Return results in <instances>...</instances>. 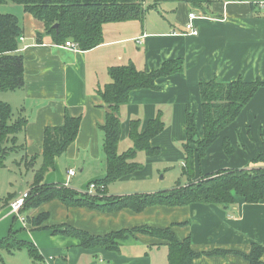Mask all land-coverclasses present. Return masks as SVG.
Listing matches in <instances>:
<instances>
[{"label": "crops", "instance_id": "0c3cea01", "mask_svg": "<svg viewBox=\"0 0 264 264\" xmlns=\"http://www.w3.org/2000/svg\"><path fill=\"white\" fill-rule=\"evenodd\" d=\"M154 1L145 0V6ZM255 1L214 0L202 8H192L187 2H161L147 11L143 22L105 24L104 42L90 50L64 47L51 36H45L39 43L37 33L45 31L44 23L26 12L22 5L4 4L15 12L3 13L17 15L24 27L18 53L24 57L25 84L6 92L15 94L18 113L28 120L25 130L19 134L24 148L14 158V164L28 168L27 175L31 170L27 180L30 186L34 171L42 163L45 128L63 125L67 114L81 117L79 133L66 152L55 158V168L46 173L45 183H68L86 193L91 182L104 179L106 157L100 126L106 121L107 108L99 90L111 82L108 69L133 62L138 69L151 71L160 68L166 60L183 58V72L159 77L156 89L143 88L130 93L129 102L121 112L119 152L133 146L129 137L132 119H140L144 131L148 121L162 112L165 129L151 140V145L161 152L156 156L138 152L137 160L144 163V168L108 184L105 193L124 196L172 189L169 184H162V179L179 166L182 177L185 154L181 144L187 138V112L195 115L199 134L204 132L200 82L214 78L221 82L239 78L264 81V11ZM191 12L197 14L193 21L197 35L189 34L185 28ZM7 103L12 106L9 100ZM226 138L233 148L231 155L224 149ZM263 150L264 86L238 118L221 131L205 157L196 158L195 179L223 168L262 167L264 162L251 164V161ZM69 170H75L76 174L69 176ZM22 186L12 190L11 186L6 187L4 193L0 190V240L15 232L18 240L38 248L43 258L36 261L42 264H168V247L158 238L136 233L134 238L123 241L118 251L84 248L77 238L60 232L66 226L94 236L143 225L171 227L179 239L190 237L193 250L200 253L193 264H250L239 252L247 254L253 243L264 244V200L248 203L244 197L235 195V203L230 208L192 203L149 206L142 212L130 208L104 212L69 207L53 200L27 211L22 220L10 208L12 201L28 193L30 186L26 190ZM43 213H48L49 218L39 226L26 220V216L34 218ZM45 227H59V231ZM214 249L233 252L206 254Z\"/></svg>", "mask_w": 264, "mask_h": 264}, {"label": "trees", "instance_id": "16d2710c", "mask_svg": "<svg viewBox=\"0 0 264 264\" xmlns=\"http://www.w3.org/2000/svg\"><path fill=\"white\" fill-rule=\"evenodd\" d=\"M187 2L192 8L208 6L214 0H155L145 6V0H0V5L15 3L45 26L43 33H37L39 43L45 36H51L55 43L65 44L67 40L75 42L79 49L90 50L104 42V25L111 22L145 20L147 11L161 2ZM243 1V0H238ZM58 25V27H55ZM24 27L19 17L13 13L0 12V90L14 91L25 84L24 57L18 53L20 38ZM183 58L166 60L158 69L140 70L133 62L111 66L108 69L111 82L99 90L107 108L106 121L100 126L103 135V151L106 157V177L95 180L98 186L95 194L83 193L62 183H45V175L55 168V158L63 155L76 139L81 117L69 114L61 126L46 127L44 132L42 163L34 171L33 181L21 208L24 214L39 208L43 203L59 200L67 206H81L104 212H115L130 208L142 212L149 206H186L192 203L216 204L230 208L235 203V195L245 198L248 203H260L264 200V166L248 168H223L215 172L202 174L195 179V161L202 160L209 147L220 137L221 131L234 122L245 105L255 96L264 81H243L241 78L221 82L217 78L200 82V93L204 119V132L200 135L193 113H186L187 138L181 144L185 154L182 167V180L177 181L172 189L155 193L131 194L124 196H104L108 184L144 168V163L137 160L138 152L147 156L160 154L158 147L151 145V140L165 129L162 112L148 121L146 129L141 130L142 121H130L129 137L133 146L119 152L121 139V112L129 102V95L137 89H156L159 77L183 72ZM28 120L22 113H15L7 102H0V169L6 159L14 153L22 152L24 146L19 142V134L25 130ZM196 145V147L192 145ZM224 149L228 155L233 148L228 138L224 140ZM21 160H26L25 155ZM33 161V160H31ZM29 162V161H28ZM264 162V150L258 153L251 164ZM106 194V193H105ZM8 200V199H7ZM49 218L48 213L38 217L26 216V220L39 226ZM182 224V223H181ZM43 228V227H41ZM58 232L59 227H45ZM62 234L77 238L84 248H105L118 251L121 243L134 234L141 233L164 241L168 247V264H193L200 253L193 250L191 238L179 239L171 227L156 228L148 225L133 229L111 232L104 236H94L86 231L66 226ZM161 245V244H159ZM0 249L8 253L27 249L33 260L43 257L38 248L16 238L15 232L0 240ZM231 250L214 249L206 252L227 254ZM238 253V252H237ZM250 264H264V244L253 243L249 253H241Z\"/></svg>", "mask_w": 264, "mask_h": 264}, {"label": "rangeland", "instance_id": "374dc122", "mask_svg": "<svg viewBox=\"0 0 264 264\" xmlns=\"http://www.w3.org/2000/svg\"><path fill=\"white\" fill-rule=\"evenodd\" d=\"M9 4H15V3H9ZM4 5V4H3ZM0 5V12H15L13 10V8L11 6L8 5ZM19 5V4H17ZM151 15H153V11L149 12ZM149 15V14H148ZM13 95H15L12 92H6V91H2L0 90V102H7L9 100V102L12 103L13 106V110L15 113H18V107L19 104L15 102V99L13 98ZM194 147H196V145H192ZM17 155H19V153H14L11 154L5 161V166L3 168L0 169V190L6 191V187H10L11 189L15 186H19L20 184H22L24 190L28 189L30 186V183L27 182V180H30L31 177V170L29 171L28 175L26 174V170L28 168H20L16 163L14 164V158L17 157ZM180 168L181 166H179L178 168H176L177 170H170V173L168 174V177L164 180L162 179V184H169V186L173 187L175 186L177 181H181L182 177L180 174ZM175 171V172H174ZM174 172V176L173 173ZM77 173H78V177L80 175L79 170L77 169ZM162 174L160 175V179H161ZM183 181V180H182ZM101 189V188H100ZM104 189V188H103ZM101 189V190H103ZM4 193V192H3ZM104 195L106 196L105 192L100 193L99 195L101 196ZM109 196V195H107ZM0 258L3 259V261L0 260V264H42V262L39 261H33L28 253L26 249L20 250L18 252H16V254H8L4 251H0Z\"/></svg>", "mask_w": 264, "mask_h": 264}, {"label": "built area", "instance_id": "2783aa9c", "mask_svg": "<svg viewBox=\"0 0 264 264\" xmlns=\"http://www.w3.org/2000/svg\"><path fill=\"white\" fill-rule=\"evenodd\" d=\"M255 4L257 5V7L261 8L264 11V0H256ZM188 17H189V20L187 21L185 28L189 34L197 35L198 29L196 28L193 22L194 19L197 17V14L195 12H191L189 13ZM22 39H24V37L20 38V40ZM64 47H69L74 50L79 49L78 45L71 40H67L66 43L64 44ZM75 174H76L75 170H69V176H74ZM66 185H68V183ZM98 187L103 189L104 185L98 186L95 182H91L88 186V192H90L91 194H95L96 189ZM0 197H1V193H0ZM26 197H27V193H25L20 198H17L14 201H12V203H10L11 212L14 213L17 217H19L22 220H25V216L21 212V208L25 202Z\"/></svg>", "mask_w": 264, "mask_h": 264}, {"label": "water", "instance_id": "95a60500", "mask_svg": "<svg viewBox=\"0 0 264 264\" xmlns=\"http://www.w3.org/2000/svg\"><path fill=\"white\" fill-rule=\"evenodd\" d=\"M55 27H58V25H56Z\"/></svg>", "mask_w": 264, "mask_h": 264}]
</instances>
